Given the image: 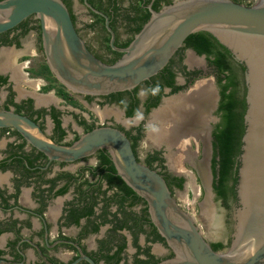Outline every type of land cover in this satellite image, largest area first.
Returning <instances> with one entry per match:
<instances>
[{
    "label": "flooded vegetation",
    "instance_id": "af4514ba",
    "mask_svg": "<svg viewBox=\"0 0 264 264\" xmlns=\"http://www.w3.org/2000/svg\"><path fill=\"white\" fill-rule=\"evenodd\" d=\"M62 1L68 7L72 17H75L73 21L76 29L90 51L106 64L116 63L123 54L112 48L111 34L106 27L104 16L88 7L85 0ZM87 1L94 9L109 18L110 27L116 35L115 45L121 49L126 48L122 46L123 43L133 37L129 32L130 28L128 26L118 27L121 20L117 25H111V18L116 19L113 7H119L121 0ZM125 1L130 4V0ZM258 1L253 0L252 5ZM77 6L85 7L93 19L91 24H86V29L101 33L98 48L101 52L92 48L90 41L82 35V31L78 27V15L75 12ZM95 14L104 19V23ZM31 33L35 37L33 40L27 41L26 38ZM6 50L12 51L16 63L11 62L8 57L5 58ZM178 52L170 63L175 61L172 65V73L175 75L174 86L183 88L175 93L172 87L164 83L163 76L159 78V73L131 91L109 95H83L66 88L52 73L44 54L40 20L37 16H31L15 29L0 35V59L9 60L5 66L0 68V78L6 79L5 82L0 80V112L13 111L27 116L40 126L49 139L65 146L73 145L82 135L90 132L87 131V126L93 127L92 130L105 126L120 129L131 140L135 154L141 163L148 166V158L158 157L162 159L165 168L157 162L152 166L153 169L160 172L165 179L170 175L172 178L184 180L182 189L175 185L172 186L171 191L174 197L176 192L185 190L189 181L191 184L194 181L200 182L199 186H191L195 189L200 188L206 195L210 177L212 187L214 180L212 170L214 132L222 120V113L219 111L220 87L206 55H198L193 49L186 48L183 52V62L180 63ZM38 54H43L45 59L43 66H48L52 74L50 76L41 75L39 78L42 79L37 80L32 77L33 74L29 70L32 60L28 61L26 58H36ZM191 57L196 61L194 64L190 63ZM197 58L202 61L200 62ZM230 59L236 66L243 64L232 52ZM43 66L41 65V69ZM182 67H186L187 72L202 71L203 76L197 78L195 75H186ZM210 72L213 79L205 83L204 81L210 77L208 76ZM245 73L246 70L243 72L240 68L238 69L239 95L246 101ZM18 78L21 79L17 81ZM56 81L61 84L60 87L67 94V98L58 95L61 88L56 86ZM34 82L39 83L40 87H34L36 86ZM157 84H165L161 93L156 88ZM50 85L56 86V90L53 88L55 91L53 96L51 94L53 89L45 90ZM27 86L30 90H27ZM141 87L146 88L144 99L139 94ZM195 88L200 89L203 93L204 89L211 90L210 105L205 108L203 114L193 113L198 107L196 98H200L198 95L195 96V93L198 92L197 89L192 91ZM43 89L45 90L43 94H37L36 91ZM160 94H162V98L159 104L153 107ZM169 98H179V100L169 102L172 108L166 111L162 119L163 123L156 121L155 114L161 110L160 108L167 103ZM119 100H122L123 103L121 104ZM74 101L81 109H88L89 112L74 111L78 109H75L77 106L74 105ZM58 102L66 104L68 107L60 106ZM132 107L136 108V114L129 117L128 111ZM105 108L116 109V111L106 114L102 111ZM99 110L101 111L99 112ZM168 112H170L169 115ZM172 112L175 113L174 116ZM140 114L143 119L141 121L134 120ZM186 114L188 115L185 119L183 116ZM54 115H57L61 120V127L65 131V136L62 139L57 133ZM69 117L74 123L69 120ZM82 120L86 122L87 126L81 124ZM151 120H154L155 124L158 122L161 126L164 124L165 128L159 127L163 131L162 134L161 131L159 132L162 136H167L164 138L168 139L169 137L171 145L166 143L164 138V142L153 139L152 136H156V134L158 136L159 133H151L150 140L163 145L149 150L142 160L139 148L142 140L149 137L145 126ZM172 120L175 122L173 123ZM178 122H184L182 125L180 124L182 132L180 129L177 128L176 131L174 128ZM140 130L142 139L137 141L134 146L133 137L138 136ZM164 132L167 134L164 135ZM178 136L180 137L177 138ZM184 136L185 138H183ZM178 142L182 145L179 146ZM102 151H106L113 162V157L108 149L99 150L96 154L75 162L50 161L47 155L32 146L14 128H0V241L4 242L3 245H0V260H7L11 264H74L83 255H86L92 258L96 264H115L116 258L109 260L108 257H115L123 245L125 248L119 254L121 260L118 264H135L136 259H149L145 253L147 249H150L151 256H155L161 261L175 256L173 250L154 226L148 204L143 198L134 192L135 194L128 195L127 200L122 204L120 200L123 197V192L115 183H120V181L119 179L110 181L109 177L122 178L116 167L115 173L105 171L110 173L109 177L103 173L99 156ZM174 159L181 162L180 169L182 168V170L180 172L173 171L174 167H171ZM201 164L205 165L207 180L203 178L199 170ZM187 166H190L192 171L187 172ZM166 181L169 185V181L172 182V179L169 181L166 179ZM213 194V199L220 202L229 214L227 221L232 235L227 241L219 239L210 242L204 237L211 246L215 243H222L224 248L217 252L226 253L224 250L227 247L229 250L234 241L236 214L241 206L238 186L237 199L230 197L229 207L225 206L222 200L217 199L214 188ZM138 197L142 200L139 201ZM91 209L92 214L89 213ZM154 228L163 240L156 238ZM78 264L89 263L82 260Z\"/></svg>",
    "mask_w": 264,
    "mask_h": 264
},
{
    "label": "water",
    "instance_id": "95a60500",
    "mask_svg": "<svg viewBox=\"0 0 264 264\" xmlns=\"http://www.w3.org/2000/svg\"><path fill=\"white\" fill-rule=\"evenodd\" d=\"M148 9L151 18L114 64H106L88 48L62 0L0 1V35L18 27L31 16L41 23L44 54L56 78L69 90L83 95H109L131 91L163 71L189 36L209 32L246 67V131L240 158L234 241L226 253L215 251L200 231L195 218L173 196L165 177L141 163L131 140L120 129L99 127L65 146L49 139L40 126L13 111L0 112V128H14L50 161L75 162L108 149L123 181L147 204L152 222L173 250V258L158 264H264V108L253 96V67L230 42V37L264 44V0L248 6L234 0H174L160 11ZM208 195L213 197V187ZM96 262L83 255L80 261ZM0 264H11L0 260Z\"/></svg>",
    "mask_w": 264,
    "mask_h": 264
},
{
    "label": "trees",
    "instance_id": "16d2710c",
    "mask_svg": "<svg viewBox=\"0 0 264 264\" xmlns=\"http://www.w3.org/2000/svg\"><path fill=\"white\" fill-rule=\"evenodd\" d=\"M3 1V0H0ZM125 0L120 1L119 7H113L114 12L116 13V19L111 18L112 26L117 25L118 21H123L129 28L132 33V38L123 43V47L129 46L132 42L134 36L138 34L144 25L151 18V13L147 6L152 2V0H130V4L128 7H123V2ZM235 2L246 4L248 6L252 5L251 0H234ZM174 0H155L153 3V9L156 11L162 10L164 6L171 5ZM108 11V9H106ZM96 15V14H95ZM110 15V13H109ZM96 17L100 18L98 15ZM75 20V17H72ZM104 23V19L100 18ZM27 33V32H26ZM186 48L193 49L198 55H206L209 64L213 69L214 74L217 77L218 84L220 87L221 94V104L219 111L222 113L221 123L218 125L217 130L214 132V159L212 162V170H213V188L217 195V199L222 200L225 206L229 207V198L233 197L237 199V186L239 180V169H240V158L242 155V147H243V137L246 131L245 125V114L247 111V103L245 99H241L239 95L240 89V81L238 80V69L240 68L243 72H245L246 68L243 64H238L236 66L230 59L231 52L228 48L222 45L216 37H214L209 32H198L192 34L187 38L183 48H181V52L179 51L177 55H180V63L183 62L184 56L183 52ZM120 57V55H119ZM175 61L171 62L162 72L159 74V78L163 76L165 79L164 83L173 88V92H177L181 90V87H175V75L172 73V65ZM239 67V68H238ZM184 74L186 75H195L197 78L203 76L202 71L195 72H187L186 67H182ZM52 73L48 66H43L41 71L37 73L38 76H50ZM196 78V79H197ZM3 82L6 79L0 78ZM224 82V83H223ZM164 84V85H165ZM164 85H159L158 88L160 93L163 91ZM53 89V87L47 86L45 90ZM59 96L67 98V94L64 90H59ZM162 98V94L157 97V100L153 104V107H156L160 99ZM121 104L122 100H119ZM149 109V108H148ZM136 114V108L132 107L128 111V116L132 117ZM56 130L59 134V138L62 139L65 136V131L61 127V120L54 115ZM82 125H86L84 120L81 121ZM93 127L87 126V131H91ZM78 139V137H77ZM76 139V140H77ZM142 139V132L140 130V134L138 136L133 137L134 146H136L137 141ZM106 151L100 152L101 159V170L108 177L110 173H106L105 171L116 172L115 166L113 162L110 160L109 155L106 154ZM160 163V166L163 168V161L158 157H150L148 158V166L152 168L155 163ZM110 181H114L119 179V182H115L118 188L123 192V197L121 198L122 204L127 200L128 195L135 194L134 191L120 178H114L112 176L109 177ZM166 179L169 181L172 179V182L169 181V186L172 190V186L175 185L179 189L183 188V179L172 178L170 175L166 176ZM139 201L142 199L140 197L137 198ZM92 209L89 213L92 214ZM154 235L157 239H161L160 235L157 233V230L154 228ZM214 250L220 251L224 248L222 243H215L212 245ZM125 245L120 247L118 253L115 257L109 256L108 259H115V264H118L121 260L119 254L124 250ZM146 255H148L149 259L140 260L136 259L135 264H158L161 260L156 259L155 256L150 255V249L145 251ZM152 259V260H151Z\"/></svg>",
    "mask_w": 264,
    "mask_h": 264
},
{
    "label": "rangeland",
    "instance_id": "374dc122",
    "mask_svg": "<svg viewBox=\"0 0 264 264\" xmlns=\"http://www.w3.org/2000/svg\"><path fill=\"white\" fill-rule=\"evenodd\" d=\"M251 1L253 2V0H251ZM123 6L124 7H128L129 3L124 1L123 2ZM75 12L78 15V27L82 31V35L85 37L86 40L90 41L92 48H94L95 50L101 52L98 49L99 46H100V42L99 41L101 39V35H100L101 33H99V32L97 33V32H94L92 30L86 29V24H91L93 22V19L89 16V14L87 13V10L83 6H77L76 9H75ZM118 27H120V28L127 27V25L122 21L121 23L118 24ZM121 33L123 34V30L121 31ZM34 37H35V35L33 33H31V34L28 35L26 40L27 41L33 40ZM11 52H12L11 50H6L4 52L5 58L8 57V58L11 59V62L16 63V61L14 59L15 55H13ZM16 59H17V57H16ZM26 59H28V61L30 59L32 60V65H30L31 68L29 69L30 72L33 74L32 77H35V79H37V80L38 79H42V78H39L37 73L39 71H41L40 70L41 69V65L43 66V64L45 63V59H44L43 54H38V56L36 58H28L27 57ZM197 60H199L200 62L202 61L199 58H197ZM7 61L9 62V60H7V59L6 60H4V58L0 59V68L5 66ZM208 76H210V77H208L207 80L204 81L205 83L206 82H210L213 79V76L211 75V72L209 73ZM20 79L21 78H18L17 81H19ZM56 86L60 87L61 84L59 82H57ZM56 86L53 85L52 87L56 90ZM34 87H36V86H34ZM54 89L51 92L52 96H53V92H55ZM196 89L197 88L193 89L192 91H194ZM27 90H30L28 88V86H27ZM61 90H63V89L61 88ZM44 91L45 90L43 89V90L36 91V92H37V94H39V93L43 94ZM139 94H140L141 98L144 99L146 97V88L145 87H141L140 90H139ZM187 95H189V94H187ZM187 95H185V96H187ZM48 100H50V99H48ZM172 100H175V102H177V100H179V98H177V99H173V98L167 99V103H165L160 109H162L164 106H166V104L169 105ZM58 104L60 106L68 107V105L63 104V103H59L58 102ZM74 105L77 106L75 109L78 108L77 110H74V111H80L81 110L84 113H88L89 112L88 109H83V108L81 109L80 106H78L77 103H75V101H74ZM70 110L72 111L73 109H70ZM100 111L101 110H99V112ZM102 111H103V113L105 112L106 114H108L110 112H115L116 109L105 108ZM141 119H143L142 114L138 115L134 120L141 121ZM69 120H71V117H69ZM72 121L73 120H71V122ZM72 123H74V121ZM149 123L155 124V121L154 120H151V122L148 121V124ZM156 125L158 127H161V129L165 128L164 125L161 126L160 124H158V122H157ZM146 133L148 134L149 137L148 138H144L142 140V142L140 144V148H139L140 157H141L142 160L145 158V155H146V153L149 150L153 149L154 147H162V145H163V144L159 145L156 142L153 143L150 140V134L152 132L147 131ZM173 147H168V148L171 149ZM169 164L171 165L170 161H169ZM171 167H172V165H171ZM187 167H188L187 172L188 171H192V168L190 166H187ZM181 170H182V168L180 170H177V169L173 168V171L180 172ZM190 173H192V172H190ZM193 178L196 180L195 176ZM191 185H198L199 186L200 182L194 181L191 184V182L189 181L187 183V186H186L185 190H183L182 192H179V191L176 192V195H175L176 200L178 201V203L181 204V206L186 211L191 213V215L195 218L196 222L198 223L203 235L210 242L216 241V240H219V239L220 240L223 239V240L227 241V239L232 235L231 229H229V225H228V221H227L228 216H229L228 212L225 211V209L222 207L220 202H218L217 200H214L213 197H209L208 193L205 195V194H203V191L200 190V188L195 189V187H193ZM227 250H228V247L224 251H227Z\"/></svg>",
    "mask_w": 264,
    "mask_h": 264
},
{
    "label": "bare ground",
    "instance_id": "6f19581e",
    "mask_svg": "<svg viewBox=\"0 0 264 264\" xmlns=\"http://www.w3.org/2000/svg\"><path fill=\"white\" fill-rule=\"evenodd\" d=\"M230 42L231 44L238 50L242 53V55L248 57V59L251 61V65H252V69H253V74H252V83H253V96H254V99L258 102V105L260 106V111L263 110L264 108V44H259L258 42H251V41H247V40H242V39H238V38H233V37H230ZM196 61L194 58H190V63L191 64H194ZM32 83V82H31ZM36 83V82H34ZM44 84V83H43ZM36 85V87H40L38 86L39 83H36L34 84ZM207 86V85H206ZM203 88V87H202ZM210 89V88H209ZM198 92L195 93V96L198 95V97H200L199 99L196 98V102L198 103V107L197 109L195 108V111L193 112L194 114H197V113H201L203 114L205 112V108L210 105L209 102H210V99H211V94H210V91L211 90H205L204 89V93L200 90V89H197ZM212 93V92H211ZM190 98V97H189ZM205 106V107H204ZM194 107V106H193ZM172 107L170 105H167L166 107H164L163 109H161L159 112H157L155 114V120L156 121H162V119L164 118L165 116V113L166 111H169ZM179 108V107H178ZM177 108V109H178ZM180 109V108H179ZM210 109V108H209ZM193 110V109H192ZM173 111V110H172ZM170 112H168V115H169ZM173 116L175 115V113H173ZM193 114V116H194ZM188 114H186L185 116V119H186V116ZM171 118V117H170ZM197 118V117H196ZM172 119V118H171ZM175 119V118H174ZM166 120V119H165ZM177 120V119H176ZM173 121V120H172ZM164 121H162L163 123ZM175 122V120L173 121V123ZM177 122V121H176ZM167 123V122H166ZM184 122H178V124L175 125V129L176 131L178 129H182V127H180V124L182 125ZM164 125V124H163ZM186 126V125H185ZM198 126V125H197ZM172 127V126H171ZM178 128V129H177ZM173 129V128H172ZM180 129V130H181ZM179 130V131H180ZM161 131V130H160ZM175 131V130H174ZM183 130H181L182 132ZM163 131H161V134H162ZM180 132V133H181ZM160 137L162 136L160 134V132H158ZM166 132H164V135H165ZM155 134V133H154ZM153 134V135H154ZM167 134V133H166ZM171 134V133H169ZM173 134V133H172ZM178 134V133H176ZM158 135V136H159ZM157 136V134H156ZM156 136H152L153 139H157L159 142H164V139L166 140L165 142L166 143H169L171 145V142L169 140V137L168 139L164 138L165 136H162L161 138L160 137H156ZM175 136V135H174ZM167 137V136H166ZM171 137V136H170ZM176 137V136H175ZM174 137V138H175ZM180 136H178L177 138H179ZM164 138V139H163ZM173 138V137H172ZM185 138V136L183 137ZM175 140V139H173ZM183 140V139H182ZM176 141H179V139ZM175 141V142H176ZM185 141V140H184ZM183 141V143H184ZM174 142V143H175ZM173 143V144H174ZM180 142H178L179 144ZM169 145V146H170ZM182 144L180 143L179 146H181ZM176 146V145H175ZM180 149V148H179ZM183 149V148H182ZM187 150V149H185ZM182 152V151H181ZM178 154V153H177ZM180 154V152H179ZM181 162H179L178 160L174 159L172 160V166L175 168V169H178L180 168V164ZM199 170L203 176V178L205 180L208 179L207 177V171L205 169V165L204 164H201L199 165ZM198 193V192H197ZM206 206V205H205ZM210 206V205H209ZM208 208V207H207Z\"/></svg>",
    "mask_w": 264,
    "mask_h": 264
},
{
    "label": "clouds",
    "instance_id": "9594fccd",
    "mask_svg": "<svg viewBox=\"0 0 264 264\" xmlns=\"http://www.w3.org/2000/svg\"><path fill=\"white\" fill-rule=\"evenodd\" d=\"M160 86L157 84L156 88H159ZM145 130L152 132V133H158L160 131L159 127L156 124L149 123L145 126Z\"/></svg>",
    "mask_w": 264,
    "mask_h": 264
},
{
    "label": "crops",
    "instance_id": "0c3cea01",
    "mask_svg": "<svg viewBox=\"0 0 264 264\" xmlns=\"http://www.w3.org/2000/svg\"><path fill=\"white\" fill-rule=\"evenodd\" d=\"M3 243H4L3 240H1V241H0V245H3Z\"/></svg>",
    "mask_w": 264,
    "mask_h": 264
}]
</instances>
